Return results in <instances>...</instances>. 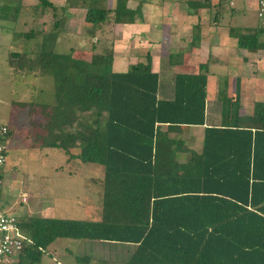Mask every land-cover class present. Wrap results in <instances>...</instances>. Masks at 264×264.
Instances as JSON below:
<instances>
[{"label": "trees", "instance_id": "obj_1", "mask_svg": "<svg viewBox=\"0 0 264 264\" xmlns=\"http://www.w3.org/2000/svg\"><path fill=\"white\" fill-rule=\"evenodd\" d=\"M144 1L134 8L127 0H114L110 8L100 0L27 5L33 19L50 10L52 22L18 32L14 38L28 49L9 51L8 64L52 78L43 145L64 152L78 148L69 158L100 166L102 174L92 179L100 192L98 220L17 216L30 240L19 263L38 264L49 244L70 238L130 244L123 264H264V101L239 115L238 95L223 98L218 91L220 123L203 125L204 64L196 73H174L172 97L157 99L158 75L148 53L113 72L110 47L89 60L55 50L67 8L85 9L83 24L92 35L104 22L141 20ZM206 5L189 2L194 8ZM262 36L256 27L238 35L237 45L256 51L264 48ZM192 125H203L199 152H186L178 137ZM11 135L10 128L9 142ZM75 257L82 263L87 258Z\"/></svg>", "mask_w": 264, "mask_h": 264}, {"label": "rangeland", "instance_id": "obj_2", "mask_svg": "<svg viewBox=\"0 0 264 264\" xmlns=\"http://www.w3.org/2000/svg\"><path fill=\"white\" fill-rule=\"evenodd\" d=\"M52 1L57 6H63L65 3V0ZM147 1L152 2L153 0ZM35 2L36 0H0V123L8 124L12 130L11 142L7 144L4 164L8 180L7 193L11 200L4 203L3 210L16 216L22 214L60 217L66 215L61 210L74 211L78 208V206L74 207V204L84 202L96 210V212L88 214L92 218L91 220H98L101 206L100 192L97 193V196L95 195L93 187H89L88 178L90 175L100 177L102 174L100 166L92 164V168L88 170L89 173L85 171L84 173L87 175L81 176L80 172L89 166L83 168L79 164H74L73 158H69L68 155L70 152L76 153L78 148H70L68 152H64L62 149L43 145L48 137L45 127L47 113L53 102L52 78L47 75L42 76L35 70L28 73H24L23 70L17 71L8 64L9 51L20 52L27 48L20 39L14 38L18 32L27 31L31 26L35 29L50 27L52 22L50 10L35 19L31 17V12H28L30 9L27 5H32ZM100 2L107 8L114 4V0H100ZM255 2L256 0H233L231 8L232 11L235 10V13L231 19L228 16L223 18L222 23L229 22L234 27L238 26L242 28V33L253 30L258 25ZM134 3H137V0L128 1V5L132 6ZM152 5L147 8L146 20L137 19L138 22H145L144 31L149 28L153 32L159 27V16ZM214 7L210 4L205 7L209 10L203 9L197 12L198 19H192L194 25L201 23L205 27L217 26L214 21L217 8ZM73 8H67V14L62 17V26L59 28L56 38L55 50L57 52L69 51L70 55L75 58L89 60L92 53L99 52L104 47L112 48L113 40L116 37L127 36L129 41L138 37V32L135 30L123 35L111 21V23H102L98 27L99 29L89 35L82 20L85 9ZM163 23H169L168 19L165 20V16H163ZM138 27L141 29L143 26L139 25ZM136 30L138 31V28ZM141 40L143 39L141 38ZM144 47V45L141 46L140 50L138 46L128 49L127 54L130 53L134 56L137 52L143 54ZM122 54L125 53L116 50V57L120 60L117 65H112L111 69H115L114 71H121L123 68ZM11 59L15 60L13 57ZM252 64L255 68L258 66L255 63ZM251 68L253 69L252 66ZM259 69L258 67L257 72ZM224 75L225 70L221 72L220 76ZM161 128L164 129V127ZM192 133H195V130L192 129L189 132V134ZM184 134L183 132L182 135L184 136ZM188 140H185L187 144ZM189 142L191 147H197V140H193V142L189 140ZM22 196H24V200H22ZM51 208L54 210L51 211ZM72 215L67 217L82 216L77 213ZM76 241L83 244L82 249H77ZM81 244L78 243V245ZM66 247L70 248V251L73 250L72 255L63 252ZM74 254L86 255L92 259L87 264H121L126 253L120 244L59 238L50 245V248H46V252L41 255L38 264H84L74 260ZM0 264H25V262L19 263L15 260Z\"/></svg>", "mask_w": 264, "mask_h": 264}, {"label": "crops", "instance_id": "obj_3", "mask_svg": "<svg viewBox=\"0 0 264 264\" xmlns=\"http://www.w3.org/2000/svg\"><path fill=\"white\" fill-rule=\"evenodd\" d=\"M128 1L130 0H127V6L134 8L136 3L131 6L128 5ZM191 1L194 0H153L152 2H146L145 0L141 6V21L146 20L147 8L152 4L156 14L159 16V27L153 32H151L149 28L147 31H144L145 22H138V18L133 23H114L113 25L117 26L123 35H127L131 30H135L138 32V37L130 41L129 39L127 40V36L122 38L116 37L113 40L111 67L112 65H117L120 60L116 57V50L122 51V53L124 52L125 54H122V60L124 62L123 68H121L122 70L114 71L115 69L113 68L111 70L113 72H122L127 68L128 64L136 62L141 56L148 53L150 55V69L158 75L156 98L170 99L173 95L172 81L174 73H196L198 72L199 64H204L206 94L204 107L205 124L203 125H218L220 123L222 106L221 101L218 99V91H221V96L223 98L233 99L235 95H238V114H251L253 102L264 101V52H261L264 51V48H258L256 51H248L245 48L239 47L237 45V36L242 33V28L238 26L234 27L232 24H229V22L225 24L222 23L224 20L223 18L228 16L231 19V16L235 13V10L233 9L232 11L231 8L233 0L200 1L207 3L206 6L212 4L217 8L214 15V21L217 24L215 27H205L201 25V23H199V25H196L197 23L194 25L192 19H198L197 12L206 9V6L193 8L189 6V2ZM206 10L209 9L207 8ZM163 16H165V20H169L168 24L163 23ZM139 25L143 27L140 29L138 27ZM137 28L138 31L136 30ZM141 38L143 40H141ZM262 38L264 39L263 36ZM138 40H140V42H138ZM143 45L145 46L143 54L142 52H137L135 56L130 53L127 54L128 49H134V47L138 46L140 50ZM252 63L258 66L255 68ZM258 67L260 69L257 72ZM223 69L225 70V75L222 77L220 75L221 72L224 71ZM203 125L184 127L178 134V137L183 141L182 145L186 149V152L188 149L196 152L200 151ZM161 127L165 128V125ZM192 129L195 130V133L189 134ZM183 132L185 133L184 136L182 135ZM169 135L173 134L170 133ZM186 139L191 140V142L197 140V147H191L189 140L188 144L186 143ZM185 155V152H182L178 157L182 160ZM73 161L74 164H79L83 166V168L89 166L87 169L80 172L81 176H86L87 173H89V168H92V164L82 163L77 158H73ZM85 171H87V173H84ZM98 177L99 176L90 175L88 178V182H90L89 187H93L92 189L96 196L98 189L95 184H93L92 179ZM77 206L78 208L74 209V211L67 212V209L61 210L64 211L66 215H62L60 218L91 220L92 218H90L88 214L96 212L95 208L88 203L81 202L77 203V205L74 204V207ZM53 210L54 208H51V211ZM71 213H77L82 216L67 217L73 216ZM47 217L59 216L52 215ZM78 243L81 244L76 241L77 249H82L83 244L78 245ZM51 244H49L47 248H50ZM115 244L119 245L120 243ZM120 245L124 248L126 253L121 262V264H123L131 253L132 245ZM63 252L72 255L73 250L70 251V248L68 249L66 247ZM75 256L80 255L74 254V260H76ZM84 260H86L84 264L92 261L89 257Z\"/></svg>", "mask_w": 264, "mask_h": 264}, {"label": "built area", "instance_id": "obj_4", "mask_svg": "<svg viewBox=\"0 0 264 264\" xmlns=\"http://www.w3.org/2000/svg\"><path fill=\"white\" fill-rule=\"evenodd\" d=\"M255 14L257 18V28L264 35V0H256ZM10 126L6 123H0V263H9L17 260L18 254L25 243L30 240L20 229L17 216L5 212L3 205L10 201L7 193L8 180L4 168L6 148L9 140H6ZM22 196V200H24Z\"/></svg>", "mask_w": 264, "mask_h": 264}]
</instances>
